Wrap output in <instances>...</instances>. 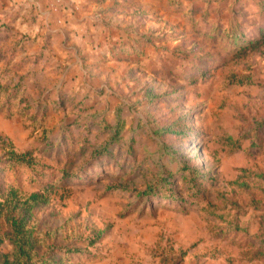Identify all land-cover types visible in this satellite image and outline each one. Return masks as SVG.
<instances>
[{"label": "rangeland", "instance_id": "rangeland-1", "mask_svg": "<svg viewBox=\"0 0 264 264\" xmlns=\"http://www.w3.org/2000/svg\"><path fill=\"white\" fill-rule=\"evenodd\" d=\"M61 3L21 23L49 68L0 78V187H53L75 264H264V0Z\"/></svg>", "mask_w": 264, "mask_h": 264}, {"label": "trees", "instance_id": "trees-1", "mask_svg": "<svg viewBox=\"0 0 264 264\" xmlns=\"http://www.w3.org/2000/svg\"><path fill=\"white\" fill-rule=\"evenodd\" d=\"M25 38L0 35V43L10 39V44L0 47V61H3L0 78L7 76L3 84L14 85L15 79H18L16 83H23L22 79L33 78L39 71L49 68L48 62L42 61L40 53L27 51V46H30L33 40ZM19 71L22 74H18ZM5 141L6 161L16 166L33 163L30 150L17 152L9 138L6 137ZM63 173L67 175L65 169ZM52 189V186L43 187L40 192L26 195L16 184H10L6 189L0 187V264H75L68 252L61 254L54 245L44 242L45 235L33 215L34 209L46 201ZM4 223L9 231L4 230ZM6 239L12 244L11 251L3 247Z\"/></svg>", "mask_w": 264, "mask_h": 264}, {"label": "crops", "instance_id": "crops-1", "mask_svg": "<svg viewBox=\"0 0 264 264\" xmlns=\"http://www.w3.org/2000/svg\"><path fill=\"white\" fill-rule=\"evenodd\" d=\"M67 0H0V21H7L11 25L0 29L1 36H9V38L23 37L21 35L26 30L22 22L28 20H36V24L50 23L51 27L56 28L53 23L62 12L56 11L55 6L58 3L65 4ZM20 21V22H19ZM13 22V23H12ZM16 22L18 25H16ZM26 37V36H25ZM3 41V40H2ZM1 41V42H2Z\"/></svg>", "mask_w": 264, "mask_h": 264}]
</instances>
